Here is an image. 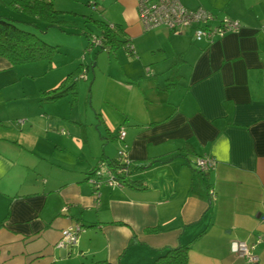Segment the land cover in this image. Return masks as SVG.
<instances>
[{
	"label": "crops",
	"instance_id": "crops-1",
	"mask_svg": "<svg viewBox=\"0 0 264 264\" xmlns=\"http://www.w3.org/2000/svg\"><path fill=\"white\" fill-rule=\"evenodd\" d=\"M106 1L117 18L101 9L95 21L113 25L133 55L122 44L96 47L113 60L104 65L97 52L78 65L62 62L60 83L36 82L33 92L21 79L39 76L16 73L0 57V264H149L177 246H187L186 264H250L231 243L264 235V0H179L239 22L211 41L164 27L145 32L135 0ZM93 27L78 33L87 47L94 46L84 33L98 34ZM51 45L56 51L37 60L48 61V70L59 53ZM82 66L77 79L90 81L88 103L97 113L91 136L80 122L71 135L63 129L73 124L68 110L50 107L62 98L74 105L77 80L74 94L44 99ZM89 144L88 155L67 153ZM118 149L126 151L129 179L101 185L95 196L86 180L92 165ZM197 157L212 158L214 169L199 175ZM75 224L82 227L76 244L58 249L61 231ZM253 253L264 264V243Z\"/></svg>",
	"mask_w": 264,
	"mask_h": 264
},
{
	"label": "rangeland",
	"instance_id": "rangeland-1",
	"mask_svg": "<svg viewBox=\"0 0 264 264\" xmlns=\"http://www.w3.org/2000/svg\"><path fill=\"white\" fill-rule=\"evenodd\" d=\"M11 2L12 0H0V16L18 21L19 27L37 34L42 41L59 45V53L54 54L52 58V60L54 58L57 60L56 67H53L50 70H48V68L46 69V62L48 63L46 60L14 65L16 73L18 72L27 75L29 74L39 76L36 77V81L34 83H30L32 80L26 77L21 79V84L24 83L29 89L28 91H34L33 88H35L36 82L38 83L37 85H51V87H56L64 76L63 72L65 70L62 62H67L70 64L76 63L78 65L83 63L84 60L90 58L92 59L97 52L99 61H102V63L104 61V65L108 58L113 60V56L111 54L98 51L96 47H87L88 45L85 38L78 33L82 30H91L94 32V24L92 23V20L101 19L102 15L103 17L105 16V18L109 16L113 19H116L119 14V11L116 8H110L107 10L108 8L106 7L108 5L106 3L104 5L102 2L93 8L87 4L88 0H52L53 9L60 12L58 15V20L62 21V23L58 24L60 28H47L45 22L42 19L25 14L17 7H14ZM106 2H108V0ZM101 9H104L102 15L99 13V10ZM118 50L122 51L124 55L127 56V53L122 47H119ZM83 68L84 66L81 67V70L74 77H71V80H77V96L74 105H71L69 100L62 98V100L58 101V103L50 105V107L51 109H55L54 111L60 115L65 114L64 111L68 110L67 116L65 117H72L73 124L71 123V127H69V124H67V126H65L63 129L68 131L71 135H73L74 130H76L75 128H79L77 124L80 122L84 126L87 136H91V134L96 132L95 125L98 123L96 121L97 119L95 114L97 113L92 111L91 105L88 103L89 96L87 91L90 81L85 82L77 79ZM102 69H104V67H102ZM86 75L88 76V79L91 77L89 70ZM96 76H100V74L96 73ZM92 107L96 109L94 104H92ZM97 111L98 110H96V112ZM60 129L61 128H58V131ZM92 147V144H89V146L85 145L84 151H80L71 147L68 149L67 153L68 155L72 154L75 156L83 152V155H88V151L91 150ZM97 164L95 166H93L94 164L92 165L93 170L96 168Z\"/></svg>",
	"mask_w": 264,
	"mask_h": 264
},
{
	"label": "built area",
	"instance_id": "built-area-1",
	"mask_svg": "<svg viewBox=\"0 0 264 264\" xmlns=\"http://www.w3.org/2000/svg\"><path fill=\"white\" fill-rule=\"evenodd\" d=\"M103 0H88L87 4L93 8ZM136 10L139 22L143 31H150L155 28L164 27L172 34H182L191 32L195 40L211 41L213 38H221L226 33L236 32L240 24L237 20L229 17H216L210 11L197 7L195 9L186 8L179 0H136ZM109 28L115 30L113 25ZM91 42L94 47L103 48L104 42L99 36L92 35ZM107 46H105L106 48ZM129 55L134 51L129 44L125 45ZM82 78V76H81ZM19 121L18 123H21ZM118 139L123 140L125 132L120 129L117 133ZM215 161L208 157H197L195 159V169L199 174H207L215 167ZM130 162L125 149H118L116 163H108L106 160L98 162L92 175L87 182L93 187L94 195L98 196L97 190L101 185L110 187L123 186L129 179L128 167ZM210 199H215L212 189L208 191ZM67 210L63 208V212ZM264 223V214L260 218ZM82 227L79 224L69 226L61 231L56 247L63 251H68L76 244L78 234ZM264 243V235L256 236L253 243L233 241L231 243L233 253L247 263L255 264L257 257L253 253L256 245Z\"/></svg>",
	"mask_w": 264,
	"mask_h": 264
},
{
	"label": "trees",
	"instance_id": "trees-1",
	"mask_svg": "<svg viewBox=\"0 0 264 264\" xmlns=\"http://www.w3.org/2000/svg\"><path fill=\"white\" fill-rule=\"evenodd\" d=\"M11 4L27 15L42 19L47 28L58 27V24L61 23V21L58 20L60 12L53 9L52 0H12ZM92 23L97 28L98 34L84 33L89 45H92V35L99 36L103 40L104 45L103 48H101L103 51L110 52L111 49L121 44V46L129 44L128 40L121 41L119 32L110 29V24L95 20H92ZM105 46L107 47L105 48ZM56 49V46L42 41L37 34L19 27L18 21L0 16V57L5 58L11 65L47 58L56 51ZM68 79L69 76L56 89L52 90L49 94L46 93L48 96L44 99L53 101L63 97L67 93L74 94L75 80L67 86L66 83ZM106 161L108 163H116V157ZM130 167L131 166L128 167L129 175L131 170ZM92 173L93 171L88 174L87 179ZM196 186L197 184H194L192 189L195 190ZM187 258V246H177L163 249L149 264H186Z\"/></svg>",
	"mask_w": 264,
	"mask_h": 264
}]
</instances>
